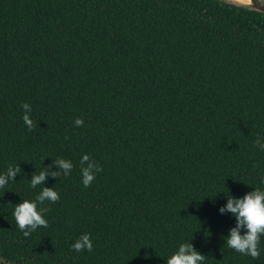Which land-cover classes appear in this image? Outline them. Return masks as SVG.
<instances>
[{
    "label": "trees",
    "instance_id": "1",
    "mask_svg": "<svg viewBox=\"0 0 264 264\" xmlns=\"http://www.w3.org/2000/svg\"><path fill=\"white\" fill-rule=\"evenodd\" d=\"M264 3V0H257ZM31 106L33 127L22 119ZM80 117L84 123L74 126ZM264 14L220 0H0V262L166 264L189 242L203 264H264L228 248L227 194L259 185ZM100 166L81 183L80 158ZM59 199L28 237L13 205L54 160ZM90 233L93 249L71 244Z\"/></svg>",
    "mask_w": 264,
    "mask_h": 264
},
{
    "label": "clouds",
    "instance_id": "2",
    "mask_svg": "<svg viewBox=\"0 0 264 264\" xmlns=\"http://www.w3.org/2000/svg\"><path fill=\"white\" fill-rule=\"evenodd\" d=\"M21 108L24 112L22 116L24 124L31 130L33 127L30 116L31 106L28 103H23ZM73 123L75 127H80L84 121L82 118L76 117ZM254 146L264 151V136L258 135ZM53 163L59 171L49 173L45 167L31 176L30 187L42 186L35 199L21 200L12 207V216L25 237H28L38 227L47 226L44 216L46 209L39 208L38 204H43L45 201L54 203L60 198L53 187H44L43 182L49 175L53 178H57L61 174L68 176L74 167L71 160L62 157L57 158ZM79 164L81 183L84 187H88L94 181L96 174L101 171L100 166L87 153L81 155ZM19 172L18 165L8 166L6 171L0 172V189H4L9 182L14 181ZM258 179L261 186L253 187L251 191L240 197L227 194L226 202L218 209L222 214L230 213L235 221L234 226L228 230L224 237L227 247L254 260L261 255L260 241L261 237H264V171L258 174ZM71 248L77 252H91L93 242L90 233H82L74 239ZM204 260L205 256L196 251L188 240L178 244L176 249L167 256L166 264H203Z\"/></svg>",
    "mask_w": 264,
    "mask_h": 264
},
{
    "label": "water",
    "instance_id": "3",
    "mask_svg": "<svg viewBox=\"0 0 264 264\" xmlns=\"http://www.w3.org/2000/svg\"><path fill=\"white\" fill-rule=\"evenodd\" d=\"M224 2H228L231 4H235L237 6L249 8L252 10H255L257 12H260L264 14V3H260L257 0H220ZM0 264H7L4 262H1Z\"/></svg>",
    "mask_w": 264,
    "mask_h": 264
},
{
    "label": "flooded vegetation",
    "instance_id": "4",
    "mask_svg": "<svg viewBox=\"0 0 264 264\" xmlns=\"http://www.w3.org/2000/svg\"><path fill=\"white\" fill-rule=\"evenodd\" d=\"M1 263V262H0Z\"/></svg>",
    "mask_w": 264,
    "mask_h": 264
}]
</instances>
